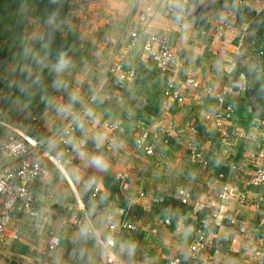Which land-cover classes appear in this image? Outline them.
Here are the masks:
<instances>
[{"label": "crops", "instance_id": "crops-1", "mask_svg": "<svg viewBox=\"0 0 264 264\" xmlns=\"http://www.w3.org/2000/svg\"><path fill=\"white\" fill-rule=\"evenodd\" d=\"M244 1L248 6L260 0ZM238 2L190 0L185 9L180 1L160 6L157 0H95L73 12L96 23L85 31L93 36L91 46L102 50L104 57L118 32L115 26L120 29V22L127 20L129 31L138 30V13L153 8L152 29L144 35L167 36L181 64L170 75L174 79L192 78L199 89L181 91L180 103L166 101L167 77L155 62L141 58L140 49L136 50L143 78H136L130 68L123 79L117 75L101 86L99 92L116 83L125 90L105 91L99 103L95 94L86 118L76 125L72 141L77 152L67 155L64 148L49 143L33 149L32 156L47 176L28 187L50 220L43 223L15 214L0 235V264H106L95 237L108 236L115 243L114 256L125 264H169L176 259L183 264H264V186L250 184L254 170L263 166L264 133L251 122L247 105L233 109L221 127L216 126L215 116L216 95L225 93L227 100L237 96L228 86L233 84L231 69H224L226 73L221 70L222 62L230 63L235 42L228 33L216 44L211 37L223 19L240 17L239 8L243 7ZM106 17L109 21L103 19ZM186 17L196 21L188 26ZM135 87L140 88L136 93L132 91ZM205 88H211V93H204ZM134 97L138 100L135 103ZM118 115L121 119L117 120ZM105 121L120 125L114 139L111 131L103 128ZM197 128L202 133H197ZM147 130L155 137L150 156L135 147L137 136ZM7 161L0 151V167ZM118 175L124 177L121 182ZM225 187L230 193L221 199ZM94 190L99 193L96 200ZM88 205L97 212L90 218L83 211ZM74 207L77 213L66 217ZM115 209L123 210L121 220L112 215ZM133 212H139L138 218ZM129 215L135 230L109 232L110 224L127 222ZM73 217H86L87 222L73 225L69 222ZM199 225L206 228L207 247L198 261L188 259L186 263ZM49 230L59 238L52 253L46 250Z\"/></svg>", "mask_w": 264, "mask_h": 264}, {"label": "built area", "instance_id": "built-area-1", "mask_svg": "<svg viewBox=\"0 0 264 264\" xmlns=\"http://www.w3.org/2000/svg\"><path fill=\"white\" fill-rule=\"evenodd\" d=\"M177 1H180L185 8L190 7V0H157V4L165 6ZM245 4L244 0H239L238 2L240 7H245ZM153 17L154 11L151 7H146L138 13L136 23L139 29L126 31L123 39L120 40V45H118L115 55L109 59V62L105 66L100 81L95 85L78 109L70 113L61 127L52 132L45 141L36 143L28 137L17 133L16 136H8L3 143H0V151L4 152L8 158L7 164L0 167V235L6 231L15 214H22L29 219L35 221L39 220L43 223L49 222V216L45 215L39 208L28 187L39 177L47 176L46 171L41 168L37 159L32 156L33 149H41L44 144L49 143L64 148L67 155L74 154L78 151V147L72 141L77 122L86 118L89 107L94 101L96 92H99L101 86L104 85L105 82L117 75H120L122 79L126 75V72L123 71L121 62L116 57L117 53L124 51V54L118 57L120 60H123L125 56L131 55L133 52L140 49L141 58L155 62L160 73L167 77L164 88V98L166 101H176L180 103L182 101L181 91L187 88L199 89V84L192 78L174 79L172 75H170L178 71V69L181 68V64L178 62L176 54L171 50L167 36L155 34H150L148 36L144 35L146 31L152 29ZM236 28L237 18H231L229 22L218 24L213 30V35L211 37L212 42L216 44L226 33L234 35L236 33ZM203 92L210 94L211 88H205ZM216 102V126L221 127L222 121L231 117L233 108L228 103L225 93L216 95ZM103 128L111 131L113 139L121 129L120 125L106 121L103 123ZM154 139L155 137H151V133L148 130L142 131L135 139V147L146 156H150L153 154L151 140ZM260 160L263 166L256 168L250 179V184L255 188L264 186V153L260 155ZM123 179L124 177L120 175L117 176L118 182H121ZM97 191L98 190H94L93 197L96 196ZM229 193L228 188H223L220 193V198H227ZM181 202L185 203V200L183 199ZM69 222L76 226H83L87 221L86 217L82 219L73 217ZM62 223H64L63 220ZM165 223L168 224V221H165ZM86 225L91 229L89 223ZM108 230L110 233H113L116 231H133L135 228L125 221H117L110 224ZM46 237V250L52 253L59 246V238L50 230L47 231ZM95 238L102 249L106 264H125L123 261H118L114 256L115 243L111 236L104 239H100L99 237ZM206 247L207 240L205 232L196 231L193 241L187 250L190 262L198 261ZM169 264H181V261L180 259H176Z\"/></svg>", "mask_w": 264, "mask_h": 264}, {"label": "rangeland", "instance_id": "rangeland-1", "mask_svg": "<svg viewBox=\"0 0 264 264\" xmlns=\"http://www.w3.org/2000/svg\"><path fill=\"white\" fill-rule=\"evenodd\" d=\"M88 2H90V0H74L72 3L74 7L73 11L68 13L65 19L66 33H73L77 36L80 52L72 58V61L67 63L68 65L64 66L60 64L54 67L53 73L55 76L58 75L54 83L59 85L58 78H64L65 76L67 78H65L66 80L63 85L57 86L58 95L52 100L51 106L47 109H43L41 113L37 115V119L49 129V134H51L52 131L54 132L57 127L65 122L69 113L78 108L80 103L100 81L105 66L109 62V58L115 52V49L117 50L118 45H120V40L123 39L126 31H129L127 20L120 22V29L118 25H116L115 27L118 32L112 36V40L106 50L108 54L110 48H113L111 50L112 54L108 56L105 53L106 56H101L102 50H94V46H91V41H94L91 39L93 36H89L88 32L85 31L86 28L96 23L93 24L88 18V22L84 20L82 13L80 14L82 17H76L74 14L76 10L81 9V5L87 4ZM255 3L256 4L249 3L248 6L239 8L241 15L237 19L236 33L232 36L235 42V49L234 52L230 54V57H228L230 63H221V70L223 73H226L224 69H227L226 71L231 69L233 84L228 83L229 89L231 91L234 90L239 98L247 101V110L251 116V122L264 133V1ZM108 18L109 17L103 19L109 21ZM230 20V17L223 19L224 22H229ZM23 30L26 39L34 42L40 41L41 26L37 21L27 19ZM14 49L15 46L10 48L13 52ZM86 49H89V51ZM135 53L136 52L133 53L132 58L131 55H127L123 60H120V58L117 59L121 62L124 72L131 68L135 70L134 74L136 78H143L141 76L143 75V71H141L142 62L138 61L137 54ZM18 55L17 52V56ZM1 59L2 58H0V66L3 63ZM4 66L8 67V64L5 63ZM65 67L66 69H64ZM14 73V76H16L17 72ZM3 74H6V72L3 71ZM9 75L12 77L11 74ZM223 84L227 86L226 83ZM136 87L132 90L135 93L140 89ZM124 90L125 88L120 84H111L105 89L103 88L100 92H96V99L99 103L105 91L110 94L117 91L121 93L124 92ZM133 101L134 103L137 102V97H134ZM16 102L17 100L13 97L0 99V143H3L8 136H16L17 129L21 130L20 132L22 133H19L20 135L26 136L20 123V120L24 118L23 109H19L20 112L18 111V114L17 108L15 110L11 109V106L15 105ZM116 118L117 120L121 119L120 115ZM98 196L99 193H97L93 199H98ZM72 209L73 211L69 210L70 215L66 214V217H70L72 213L74 215L77 213L76 207ZM83 211L89 218L92 214L95 215L97 213L94 211L92 205L84 207Z\"/></svg>", "mask_w": 264, "mask_h": 264}, {"label": "trees", "instance_id": "trees-1", "mask_svg": "<svg viewBox=\"0 0 264 264\" xmlns=\"http://www.w3.org/2000/svg\"><path fill=\"white\" fill-rule=\"evenodd\" d=\"M73 2L74 0H0V58L3 62L0 66V99L13 97L17 100L11 109L17 108V114L19 109H23L21 126L25 135L36 143L45 141L50 135L37 115L51 106L52 100L58 95L57 86L63 85L67 78H58L59 85L54 83L58 76L53 73L54 67L68 65L80 52L77 36L66 33L65 29V19L73 11ZM29 16L41 26L38 42L25 37L23 27ZM190 18L186 17L185 20L188 26L190 21L195 20ZM13 46L14 52L10 50ZM5 63L8 67L4 66ZM14 72H17L16 76ZM228 103L233 109H244L247 105V101L238 96L229 99ZM202 131L197 128V133ZM52 156L60 160L57 155ZM133 215L138 218L139 212H133ZM131 216H126V221L132 225ZM204 229L206 228L199 225L196 231Z\"/></svg>", "mask_w": 264, "mask_h": 264}, {"label": "water", "instance_id": "water-1", "mask_svg": "<svg viewBox=\"0 0 264 264\" xmlns=\"http://www.w3.org/2000/svg\"><path fill=\"white\" fill-rule=\"evenodd\" d=\"M123 214V210L121 209H115L112 212V215L117 219V220H121V216Z\"/></svg>", "mask_w": 264, "mask_h": 264}]
</instances>
